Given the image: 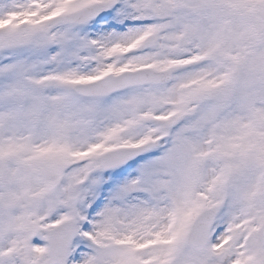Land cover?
Instances as JSON below:
<instances>
[{
	"label": "snow or ice",
	"instance_id": "obj_1",
	"mask_svg": "<svg viewBox=\"0 0 264 264\" xmlns=\"http://www.w3.org/2000/svg\"><path fill=\"white\" fill-rule=\"evenodd\" d=\"M0 264H264V0H0Z\"/></svg>",
	"mask_w": 264,
	"mask_h": 264
}]
</instances>
